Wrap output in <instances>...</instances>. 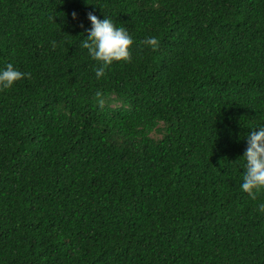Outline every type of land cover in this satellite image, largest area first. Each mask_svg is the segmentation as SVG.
Segmentation results:
<instances>
[{"label": "trees", "instance_id": "obj_1", "mask_svg": "<svg viewBox=\"0 0 264 264\" xmlns=\"http://www.w3.org/2000/svg\"><path fill=\"white\" fill-rule=\"evenodd\" d=\"M89 11L132 37L99 78ZM8 62L0 264H264V189L239 187L264 0H0Z\"/></svg>", "mask_w": 264, "mask_h": 264}, {"label": "clouds", "instance_id": "obj_2", "mask_svg": "<svg viewBox=\"0 0 264 264\" xmlns=\"http://www.w3.org/2000/svg\"><path fill=\"white\" fill-rule=\"evenodd\" d=\"M75 17V12L72 13ZM87 18L90 27L85 29L87 35L80 41L81 46L86 48L89 56L98 62L95 66L96 77L99 78L114 60L127 61L130 58L129 45L132 37L124 26L114 24L112 18L103 16L98 18L94 12L89 11ZM143 43L155 48L156 37H146ZM55 46L56 41H52ZM27 72H22L8 62L0 67V89H7L21 77L27 76ZM98 104H103L100 90L94 93ZM246 147L242 153L243 172L239 187L248 193L250 197H255L257 193L264 189V123L251 128L246 136ZM261 212H264V202L257 205Z\"/></svg>", "mask_w": 264, "mask_h": 264}]
</instances>
